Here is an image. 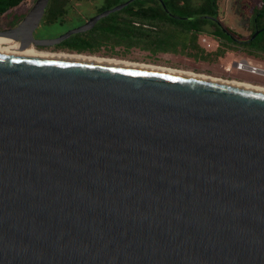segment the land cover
Returning a JSON list of instances; mask_svg holds the SVG:
<instances>
[{"label": "water", "instance_id": "95a60500", "mask_svg": "<svg viewBox=\"0 0 264 264\" xmlns=\"http://www.w3.org/2000/svg\"><path fill=\"white\" fill-rule=\"evenodd\" d=\"M132 1L36 38V0L0 36L55 46ZM0 264H264V94L0 54Z\"/></svg>", "mask_w": 264, "mask_h": 264}, {"label": "trees", "instance_id": "16d2710c", "mask_svg": "<svg viewBox=\"0 0 264 264\" xmlns=\"http://www.w3.org/2000/svg\"><path fill=\"white\" fill-rule=\"evenodd\" d=\"M23 1L0 0V15ZM125 1L102 0L96 14ZM70 2L50 0L43 17L44 26L65 23ZM219 14V0H134L99 19L90 30L74 33L55 47L79 53H95L102 47H123L127 51L136 48L151 55L174 53L212 60L224 54L226 49L236 48L222 28L233 30L223 25ZM257 29L258 34L252 38ZM203 33L226 41L215 51L208 52L198 41ZM246 39L245 53H264V3L253 7L252 33Z\"/></svg>", "mask_w": 264, "mask_h": 264}, {"label": "rangeland", "instance_id": "374dc122", "mask_svg": "<svg viewBox=\"0 0 264 264\" xmlns=\"http://www.w3.org/2000/svg\"><path fill=\"white\" fill-rule=\"evenodd\" d=\"M35 1L25 0L20 5L1 14L0 29L14 27V24L28 12ZM101 3L102 0H71L68 6L66 22L44 26L42 19L38 33L44 37H56L71 28L81 25L84 21L94 16L97 12V7ZM262 3H264V0H219V19L225 26L239 32L242 38L248 37V34L252 31L253 7ZM198 41L208 52L215 51L218 47L217 41L211 35L205 33L199 35ZM37 50L45 52L66 51L55 46L43 47ZM86 53L103 58H116L131 62L152 63L180 70H190L225 80L244 81L236 77L238 75V71L234 67L236 60L251 57L252 64L264 66L263 55L256 53L249 55L245 52H240L238 47L233 50L226 49L224 54L212 60L195 59L194 57L174 53L151 55L148 51L136 48L127 51L123 47L112 49L102 47L95 53Z\"/></svg>", "mask_w": 264, "mask_h": 264}, {"label": "bare ground", "instance_id": "6f19581e", "mask_svg": "<svg viewBox=\"0 0 264 264\" xmlns=\"http://www.w3.org/2000/svg\"><path fill=\"white\" fill-rule=\"evenodd\" d=\"M0 54L10 55V56H25L31 58H41V59H59L95 64H104L118 67L134 68L146 71H153L158 73L170 74L185 78H191L201 81H207L222 85H227L231 87H237L241 89H246L258 93L264 94V87L256 86L248 82H242L238 80H225L221 78H215L202 73H196L190 70H180L171 67H165L162 65L152 64V63H140L131 62L116 58H103L87 53L70 52V51H58V52H45L35 49L30 46L27 50H23L22 46L16 42H13L10 38L0 36Z\"/></svg>", "mask_w": 264, "mask_h": 264}, {"label": "flooded vegetation", "instance_id": "af4514ba", "mask_svg": "<svg viewBox=\"0 0 264 264\" xmlns=\"http://www.w3.org/2000/svg\"><path fill=\"white\" fill-rule=\"evenodd\" d=\"M24 16V15H23ZM23 16L14 24V26L18 23V22H20L21 21V19L23 18ZM85 22V21H84ZM41 24V23H40ZM224 25V24H223ZM39 27H40V25H39ZM39 27L35 30V32H34V37H36V38H45L44 36H41L39 33H38V29H39ZM223 30H224V32L234 41V45L236 46V47H238V50L240 51V52H244V48H245V42L247 41V39H246V37L245 38H242V35L239 33V32H237V31H235V30H233V32L232 31H230V30H228V29H226L225 27H223L222 28ZM1 30V29H0ZM256 31H259V29H257V30H255L254 32H256ZM253 32V33H254ZM251 33H252V31L248 34V36H250L251 35ZM254 35V34H253ZM252 35V36H253ZM216 41H217V45L218 46H223V42L224 41H226V39H224V38H222V37H219V39L218 38H215V37H213ZM13 41V40H12ZM13 42H15V41H13ZM17 43V42H16ZM35 49H40V48H43L42 46H33ZM261 55H263L264 56V53L262 52V53H260ZM238 72V75L236 76L237 78H239V79H243L244 81H242V82H248V83H251V84H253V85H256V86H260V87H264V75H262V74H253V73H251V72H248V71H246V70H244V71H239V70H237ZM239 81V80H238Z\"/></svg>", "mask_w": 264, "mask_h": 264}, {"label": "built area", "instance_id": "2783aa9c", "mask_svg": "<svg viewBox=\"0 0 264 264\" xmlns=\"http://www.w3.org/2000/svg\"><path fill=\"white\" fill-rule=\"evenodd\" d=\"M234 67L235 69L239 71H248L253 74H262L264 75V66L262 65H255L252 64L250 61L247 59H239L234 62Z\"/></svg>", "mask_w": 264, "mask_h": 264}, {"label": "crops", "instance_id": "0c3cea01", "mask_svg": "<svg viewBox=\"0 0 264 264\" xmlns=\"http://www.w3.org/2000/svg\"><path fill=\"white\" fill-rule=\"evenodd\" d=\"M247 60L250 61V62H252L251 57L250 58H247Z\"/></svg>", "mask_w": 264, "mask_h": 264}]
</instances>
